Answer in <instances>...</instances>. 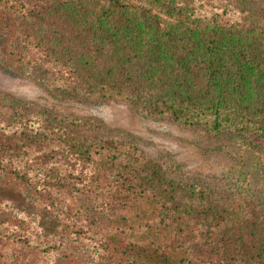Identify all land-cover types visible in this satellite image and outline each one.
Segmentation results:
<instances>
[{
  "label": "trees",
  "instance_id": "trees-1",
  "mask_svg": "<svg viewBox=\"0 0 264 264\" xmlns=\"http://www.w3.org/2000/svg\"><path fill=\"white\" fill-rule=\"evenodd\" d=\"M0 69L264 151V0H0ZM177 165L97 118L0 90V176L59 217L67 257L113 248L116 264H264V203ZM26 224L0 198V264L50 252Z\"/></svg>",
  "mask_w": 264,
  "mask_h": 264
},
{
  "label": "rangeland",
  "instance_id": "rangeland-1",
  "mask_svg": "<svg viewBox=\"0 0 264 264\" xmlns=\"http://www.w3.org/2000/svg\"><path fill=\"white\" fill-rule=\"evenodd\" d=\"M0 90L14 98L32 101L63 115L94 117L111 128L122 130L135 144L151 156L177 162L174 173L211 187L225 197L233 185L255 201L264 203V151L241 139L215 136L200 128H186L165 119L148 117L123 101L88 99L74 95H54L29 76H13L0 69ZM0 198L10 205L16 216L27 221L23 232L30 241L52 246L49 253L29 248L34 260L21 264H70L82 256L67 257L56 247L64 237L63 222L51 211L40 208L29 196L0 176ZM75 246V245H74ZM91 252L87 264H116V249ZM76 252L75 247L72 249ZM146 252V251H145ZM89 254V253H88ZM113 255V256H111ZM122 261L121 257H118ZM21 259V258H20Z\"/></svg>",
  "mask_w": 264,
  "mask_h": 264
}]
</instances>
